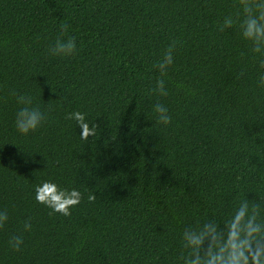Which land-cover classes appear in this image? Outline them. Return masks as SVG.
<instances>
[{
  "label": "trees",
  "instance_id": "trees-1",
  "mask_svg": "<svg viewBox=\"0 0 264 264\" xmlns=\"http://www.w3.org/2000/svg\"><path fill=\"white\" fill-rule=\"evenodd\" d=\"M232 3L0 0V264H175L185 225L264 201V89L238 26L218 29ZM68 35L75 54L50 56ZM21 94L46 113L28 134L14 123ZM76 111L96 125L87 139ZM43 180L82 193L70 215L35 200Z\"/></svg>",
  "mask_w": 264,
  "mask_h": 264
},
{
  "label": "clouds",
  "instance_id": "clouds-1",
  "mask_svg": "<svg viewBox=\"0 0 264 264\" xmlns=\"http://www.w3.org/2000/svg\"><path fill=\"white\" fill-rule=\"evenodd\" d=\"M235 14L223 16L218 29L224 31L237 25L242 39L249 42L250 52L256 63V87L264 89V0H233ZM68 25L62 24V35L67 33ZM177 41L166 46L162 57L156 64L161 75L174 63ZM77 51L76 38L68 35L66 39L57 38L48 48L50 56L69 57ZM154 91L161 96L168 94L163 79H157ZM21 105L15 112L14 123L21 134L37 130L45 121L46 113L33 104L31 96H17ZM155 112L159 122L167 125L171 116L164 104L156 103ZM80 125V136L87 139L96 133V125L86 120L79 111L67 114ZM35 200L53 212L70 215L71 207L77 205L82 193L76 188H66L55 180H43L35 186ZM9 220L7 210L0 209V228ZM32 227L29 220L23 224L25 231ZM181 252L175 264H264V201L249 198L233 201L218 215L194 221L185 225L181 233ZM9 246L20 250L23 244L21 235L9 237Z\"/></svg>",
  "mask_w": 264,
  "mask_h": 264
}]
</instances>
